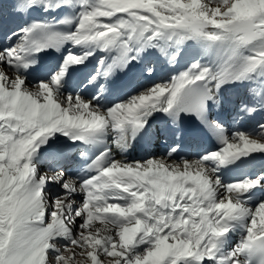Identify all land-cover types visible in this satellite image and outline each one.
Instances as JSON below:
<instances>
[{
	"label": "snow or ice",
	"instance_id": "snow-or-ice-1",
	"mask_svg": "<svg viewBox=\"0 0 264 264\" xmlns=\"http://www.w3.org/2000/svg\"><path fill=\"white\" fill-rule=\"evenodd\" d=\"M0 264H264V0H0Z\"/></svg>",
	"mask_w": 264,
	"mask_h": 264
},
{
	"label": "bare ground",
	"instance_id": "bare-ground-1",
	"mask_svg": "<svg viewBox=\"0 0 264 264\" xmlns=\"http://www.w3.org/2000/svg\"><path fill=\"white\" fill-rule=\"evenodd\" d=\"M7 3H9V4L12 3V0H7ZM190 43H192V42H190ZM192 51H194V48H189L188 49V52H192ZM148 59L149 60L155 59L158 62L160 61V60H157V58H156L155 55L150 56ZM188 59H189L188 56H185L184 58L179 59V64L177 66H175V68H173V66H171V65L166 64L162 60L163 63L161 65L160 70H162V72H164L166 74L174 75V74H176L177 71H179L180 69H182L184 67V65L188 62ZM95 63H96L95 60H93L91 62V64H90V66H93ZM143 81L146 82V78H141L140 83L138 84L139 87H134V89H136L138 91L141 88H144V87H147V86L151 85V83H149V82H146L144 84V83H142ZM155 82H159V81H155ZM133 90L131 89V90L127 91L125 93V96H127L128 94H131V93L135 92ZM239 90L243 92V89H233L232 90V94H235ZM121 94H122V92L120 94H118V95L114 94V98L116 96H120ZM224 118H227V114L224 115ZM228 121L230 122V127H235V125H233L231 119H229ZM245 121L242 122V124L239 125V127L241 128V130H247V129L251 128V126H252L251 121H249V120H247L246 122ZM156 145H157V147H155ZM156 145L155 146H150V145H147L145 143H140V141H139L126 154H121L118 150L115 149V147H113V151H114V154H115L116 159H118V160H123V159H127V160H141V159H138L136 156L139 155V154H142L146 158L149 155H154L156 157H160L161 154H162V152H161V149L159 148V143L156 144ZM77 199H79V198H77ZM238 238L239 237L237 236L236 239H238Z\"/></svg>",
	"mask_w": 264,
	"mask_h": 264
},
{
	"label": "rangeland",
	"instance_id": "rangeland-1",
	"mask_svg": "<svg viewBox=\"0 0 264 264\" xmlns=\"http://www.w3.org/2000/svg\"><path fill=\"white\" fill-rule=\"evenodd\" d=\"M202 2H203V0H202ZM168 79H169V78H167V79L165 78L164 80H161V81H165V80H168ZM161 81H159V82H161ZM149 86H150V85H149ZM246 121H247V120H246ZM246 121H245V122H246ZM254 123H255V121H253L252 124H254Z\"/></svg>",
	"mask_w": 264,
	"mask_h": 264
}]
</instances>
